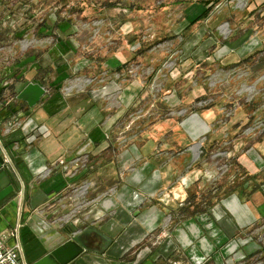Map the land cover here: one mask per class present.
Wrapping results in <instances>:
<instances>
[{
  "label": "rangeland",
  "instance_id": "1",
  "mask_svg": "<svg viewBox=\"0 0 264 264\" xmlns=\"http://www.w3.org/2000/svg\"><path fill=\"white\" fill-rule=\"evenodd\" d=\"M209 2V15L193 23ZM9 4L25 6L27 36L20 52L26 58L40 56L41 84L52 93L58 77L55 85L64 99L82 92L97 95L107 104L105 116H119L111 129L128 138L121 148L139 145L162 121L173 123L163 135L154 131L159 144L167 143L163 148L173 158L188 152L185 165L201 173L183 199L159 210L156 238L161 230L171 233L190 215L210 209L245 180L251 187L264 182V0ZM182 122L187 127L178 136ZM197 143L199 156L192 160ZM253 152L261 158L256 179L248 177L242 163L253 161ZM143 162L139 158V165ZM237 234L259 249L234 258L235 264H264V215Z\"/></svg>",
  "mask_w": 264,
  "mask_h": 264
},
{
  "label": "crops",
  "instance_id": "2",
  "mask_svg": "<svg viewBox=\"0 0 264 264\" xmlns=\"http://www.w3.org/2000/svg\"><path fill=\"white\" fill-rule=\"evenodd\" d=\"M25 29V6L0 0V236L17 229L21 259L32 264L73 230L87 250L69 264H235L256 249L237 234L264 215V182L251 187L248 180L156 238L159 210L183 199L201 173L185 165L188 152L173 158L167 143L159 144L158 133L173 123L162 121L123 149L128 138L111 129L119 116H105L97 95L64 99L58 77L54 92L44 86L48 97L31 106L19 95L29 82L42 83L41 65L40 56L20 52ZM179 124L177 135H184L187 124ZM252 158L242 163L256 179L261 158Z\"/></svg>",
  "mask_w": 264,
  "mask_h": 264
},
{
  "label": "water",
  "instance_id": "3",
  "mask_svg": "<svg viewBox=\"0 0 264 264\" xmlns=\"http://www.w3.org/2000/svg\"><path fill=\"white\" fill-rule=\"evenodd\" d=\"M46 94V88L37 82H29L22 90L19 97L24 98L32 106L36 104ZM196 145L200 146V143ZM194 150V149H193ZM199 156V152H195ZM65 242L47 252L41 258L35 260L32 264H69L87 250L84 242L81 240V232H75Z\"/></svg>",
  "mask_w": 264,
  "mask_h": 264
},
{
  "label": "built area",
  "instance_id": "4",
  "mask_svg": "<svg viewBox=\"0 0 264 264\" xmlns=\"http://www.w3.org/2000/svg\"><path fill=\"white\" fill-rule=\"evenodd\" d=\"M61 162L64 163V160H61ZM9 237L18 238V241L14 245L8 246L6 242ZM21 251L22 246L17 229L10 230L0 236V264H29L21 259Z\"/></svg>",
  "mask_w": 264,
  "mask_h": 264
},
{
  "label": "trees",
  "instance_id": "5",
  "mask_svg": "<svg viewBox=\"0 0 264 264\" xmlns=\"http://www.w3.org/2000/svg\"><path fill=\"white\" fill-rule=\"evenodd\" d=\"M205 9L202 11V13L196 17V19L193 21V23L195 21H198L199 19L205 18L209 15L210 11H211V5L210 2L207 3L206 5H204ZM248 177L250 178L251 176L248 175ZM253 177H255V175H253Z\"/></svg>",
  "mask_w": 264,
  "mask_h": 264
}]
</instances>
